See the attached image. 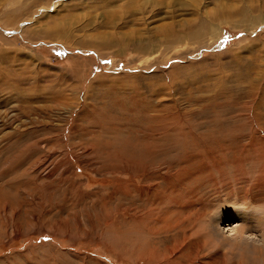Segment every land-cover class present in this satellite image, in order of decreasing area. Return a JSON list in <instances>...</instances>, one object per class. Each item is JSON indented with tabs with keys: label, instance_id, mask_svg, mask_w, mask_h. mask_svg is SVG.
Instances as JSON below:
<instances>
[{
	"label": "rangeland",
	"instance_id": "374dc122",
	"mask_svg": "<svg viewBox=\"0 0 264 264\" xmlns=\"http://www.w3.org/2000/svg\"><path fill=\"white\" fill-rule=\"evenodd\" d=\"M0 264H264V0H0Z\"/></svg>",
	"mask_w": 264,
	"mask_h": 264
}]
</instances>
